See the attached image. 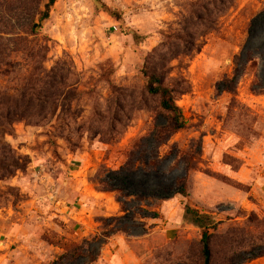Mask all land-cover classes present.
Returning a JSON list of instances; mask_svg holds the SVG:
<instances>
[{
	"label": "rangeland",
	"instance_id": "obj_1",
	"mask_svg": "<svg viewBox=\"0 0 264 264\" xmlns=\"http://www.w3.org/2000/svg\"><path fill=\"white\" fill-rule=\"evenodd\" d=\"M47 1L0 0V35L15 69L0 74V112L17 104L34 71L26 46L33 53L47 45L43 67L62 68L54 73L67 83L42 124L0 123V264H52L85 246L105 226L100 218L124 214L117 194H98L93 180L138 146L150 156L155 143L144 138L167 124L159 98L144 89L140 69L150 67L179 85L186 125L159 148L156 167L131 175L128 232L92 243L97 260L76 264H203L201 230L184 221L186 204L221 221L212 264L264 251V16L254 18L264 0L229 9L222 0H103L120 20L94 0H57L33 34ZM132 31L144 37L137 44ZM176 181L187 196L153 195ZM243 264H264V255Z\"/></svg>",
	"mask_w": 264,
	"mask_h": 264
},
{
	"label": "trees",
	"instance_id": "obj_2",
	"mask_svg": "<svg viewBox=\"0 0 264 264\" xmlns=\"http://www.w3.org/2000/svg\"><path fill=\"white\" fill-rule=\"evenodd\" d=\"M56 1L57 0H48L45 3L44 9L39 11L38 16L34 18L31 27V32H33V34L37 35L40 33V29L49 19L51 10ZM216 1L217 0H212V5L214 7ZM222 2L224 6L229 9L234 4L235 0H222ZM94 4L97 11H105L118 20L122 18L121 11L113 9L103 0H94ZM263 16L264 8L257 13L254 18L263 19ZM252 25L253 22H251L250 26ZM132 35L136 44L144 38L136 31H132ZM12 40L17 42L19 39L14 37ZM3 41L4 37L0 35V74L9 72L15 73V69L12 70L14 64L9 59L13 51L9 49L8 43H4ZM24 50L26 51V55L33 58L35 61L34 71L27 77V82L24 83L20 89V94L16 93L14 95L13 100H15L17 104L12 108H7L5 111L0 112V123L2 124L8 122L9 125H12L14 121L20 120L21 118L33 124H42L53 108L55 107L56 109L59 106L62 96V90L60 89L67 84L59 71L54 73L57 70H63L62 68L48 71L43 67V62L49 50L47 45L38 48V50L33 53L30 46H26ZM251 59V54L248 53L246 62ZM239 60L241 59L239 58ZM246 62H243L242 68L239 66L236 67L234 79H238L244 73ZM140 74L143 79L145 91L150 95L157 96L159 98V106L168 113L167 124H157L152 133L144 138L147 141V145H150L152 141L155 143V146L150 152V156H148L149 151L146 150V147L138 146L137 149L131 150L128 153L125 162L119 169H112L104 166L93 180L99 191L115 192L117 194L116 199L124 214L119 217L100 218V221L103 222L106 227L103 226L92 239L86 240L85 246L83 244L73 246L59 255L58 260L54 261L52 264H76L77 260L82 257H90L91 261H95L98 257L97 252L91 248L92 243H105L116 233L128 232L123 225L125 221L132 219V214L128 206L129 202L123 200V198L132 195L129 191L131 175L137 170V166L149 169L156 167L155 158L158 157L159 148L186 125L183 109L176 102V94L180 92L179 85L167 84L164 70L162 71V69L157 67L142 68L140 69ZM54 76H57V79H55ZM256 84L257 82L255 85ZM256 88L254 87V90L258 91ZM153 195H162L163 198H168L171 195L187 196L188 191L184 183L176 181V185L163 186L160 190L154 192ZM138 198L140 200L149 199L145 194H140ZM183 219L185 222L191 223L201 230L203 264H212V230L216 229L221 221H217L214 215L202 212L198 208L192 207L190 204H186L184 208ZM114 221H116L115 224H113ZM112 225L113 227H109ZM262 255H264V251H258L257 247H252L248 252L246 251L245 253L233 255L229 259L228 264H243Z\"/></svg>",
	"mask_w": 264,
	"mask_h": 264
},
{
	"label": "crops",
	"instance_id": "obj_3",
	"mask_svg": "<svg viewBox=\"0 0 264 264\" xmlns=\"http://www.w3.org/2000/svg\"><path fill=\"white\" fill-rule=\"evenodd\" d=\"M98 194H107V193H111V192H97ZM95 199V198H94ZM96 200V199H95ZM89 216H86V219L88 220ZM94 220V219H93Z\"/></svg>",
	"mask_w": 264,
	"mask_h": 264
}]
</instances>
